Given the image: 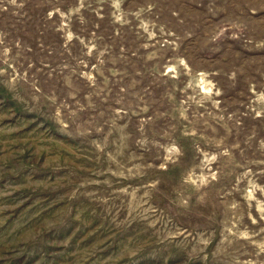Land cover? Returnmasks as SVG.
Returning <instances> with one entry per match:
<instances>
[{
  "label": "rangeland",
  "instance_id": "1",
  "mask_svg": "<svg viewBox=\"0 0 264 264\" xmlns=\"http://www.w3.org/2000/svg\"><path fill=\"white\" fill-rule=\"evenodd\" d=\"M0 264H264V0H0Z\"/></svg>",
  "mask_w": 264,
  "mask_h": 264
}]
</instances>
